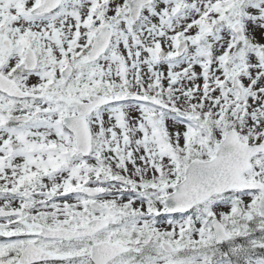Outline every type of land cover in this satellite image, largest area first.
Returning a JSON list of instances; mask_svg holds the SVG:
<instances>
[{"label": "snow or ice", "instance_id": "obj_1", "mask_svg": "<svg viewBox=\"0 0 264 264\" xmlns=\"http://www.w3.org/2000/svg\"><path fill=\"white\" fill-rule=\"evenodd\" d=\"M0 264H264V0H0Z\"/></svg>", "mask_w": 264, "mask_h": 264}]
</instances>
